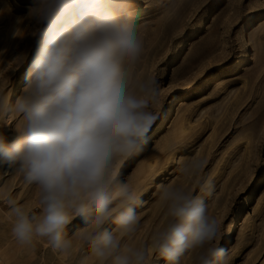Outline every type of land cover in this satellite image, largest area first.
<instances>
[{
  "label": "clouds",
  "instance_id": "obj_1",
  "mask_svg": "<svg viewBox=\"0 0 264 264\" xmlns=\"http://www.w3.org/2000/svg\"><path fill=\"white\" fill-rule=\"evenodd\" d=\"M134 17L133 0H32L16 19L12 38L30 36L35 49L21 95L11 102L0 94V113L21 117L14 138L0 134V165L38 190V211L11 209L21 245L45 240L67 252L69 225L81 218L77 234L84 233L99 264H149V246L132 243L144 201L118 171L146 143L161 95L158 79L135 72L143 44ZM205 165L193 157L178 170L210 196ZM158 192L165 219L151 235V249L168 264H182L190 252L195 264H230L203 196L171 183ZM109 222L114 229L104 227Z\"/></svg>",
  "mask_w": 264,
  "mask_h": 264
},
{
  "label": "rangeland",
  "instance_id": "obj_2",
  "mask_svg": "<svg viewBox=\"0 0 264 264\" xmlns=\"http://www.w3.org/2000/svg\"><path fill=\"white\" fill-rule=\"evenodd\" d=\"M31 3L0 0L5 9L0 12V94L11 102L21 95L35 49L30 36L21 40L11 34ZM133 3L143 44L135 72L158 79L161 95L151 108L158 119L146 143L118 168L121 179L138 194L145 192L132 243L149 246V264H168L151 249L150 240L165 219L158 186L171 183L206 200L209 214L219 221L217 243L229 251L230 264H264V0ZM171 104L163 127L154 133ZM20 120L0 113V134L14 138ZM193 157L206 162L202 175L213 181L210 196L178 170ZM38 195L22 173L0 165V264H99L84 233L77 234L84 228L81 218L69 225L73 247L67 252L53 251L45 240L18 243L11 209L27 205L38 211ZM195 258L196 252H190L182 264H195Z\"/></svg>",
  "mask_w": 264,
  "mask_h": 264
},
{
  "label": "bare ground",
  "instance_id": "obj_3",
  "mask_svg": "<svg viewBox=\"0 0 264 264\" xmlns=\"http://www.w3.org/2000/svg\"><path fill=\"white\" fill-rule=\"evenodd\" d=\"M248 59H249V56H246L245 60H243L242 63H246V61H247ZM238 67H239V64H238L236 67H234V68L232 69L231 73H233ZM172 108H173V105L171 104V107L169 108L167 114L164 116V119H163L162 122L159 124V126L156 128V130L154 131V133H157V132L163 127V124H164V121H165V119H166V116L168 115V113L171 111ZM154 127H156V126H154ZM153 129H154V128H153ZM154 133H153L152 135H154ZM152 135H151V136H152ZM139 195H140V197H142V196L145 195V192H142V193H140Z\"/></svg>",
  "mask_w": 264,
  "mask_h": 264
}]
</instances>
